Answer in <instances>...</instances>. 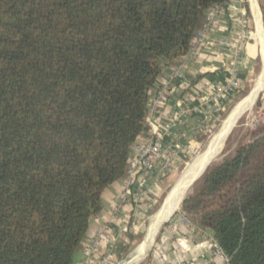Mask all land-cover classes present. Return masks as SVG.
<instances>
[{
	"label": "trees",
	"instance_id": "trees-1",
	"mask_svg": "<svg viewBox=\"0 0 264 264\" xmlns=\"http://www.w3.org/2000/svg\"><path fill=\"white\" fill-rule=\"evenodd\" d=\"M229 1L0 0V264H75L127 173L150 89ZM259 132L181 203L229 264H264Z\"/></svg>",
	"mask_w": 264,
	"mask_h": 264
},
{
	"label": "crops",
	"instance_id": "crops-1",
	"mask_svg": "<svg viewBox=\"0 0 264 264\" xmlns=\"http://www.w3.org/2000/svg\"><path fill=\"white\" fill-rule=\"evenodd\" d=\"M261 1L264 3V0H259L258 12L253 10L251 2L248 7L256 31L253 36L259 41L257 25H263ZM215 8L204 14L201 29L205 28ZM245 10L240 4L222 8L207 30L205 39L198 43L194 38L186 57L164 67L150 89L145 130L132 149L127 173L103 193V210L91 219L87 234L77 250L75 264H121L124 251L131 249L144 228L158 222L161 228L156 241L153 240L149 246L152 235L148 237L147 233L145 246H149V253L137 264H224L215 247L213 232L190 221L185 222L181 211L175 212L176 209L165 221H155L156 216L152 221L147 220L155 212L165 183L171 184L170 180L202 145L200 139L205 129L237 95V91L232 90L219 97L217 87H225L235 65L232 49L222 45V41L235 39L236 30L244 24ZM248 41L243 46L237 66L242 85L251 74L247 66V57L251 56ZM260 54L263 64L262 51ZM179 67H182V76L173 78ZM153 137H160L163 144L171 148L170 157L174 160L168 172L161 171L164 160L146 172L134 169L132 161L136 158V147ZM103 227L107 233L94 245V239ZM136 254L135 251L132 256Z\"/></svg>",
	"mask_w": 264,
	"mask_h": 264
},
{
	"label": "rangeland",
	"instance_id": "rangeland-1",
	"mask_svg": "<svg viewBox=\"0 0 264 264\" xmlns=\"http://www.w3.org/2000/svg\"><path fill=\"white\" fill-rule=\"evenodd\" d=\"M243 1L244 2L241 3L242 4L241 7L242 9L245 10L247 8V5L248 7H250V0H243ZM263 4L264 3L261 1V5H262L261 11L263 12L262 27H263V32H264V6ZM246 16H247V21H246ZM246 16H245L243 25L244 26L246 25L247 28L250 31H252V35L253 33L256 35L252 16H248L247 13H246ZM261 21H262V18H261ZM255 35L253 36L252 39L250 38L251 39L250 41H248V46H250V49H251L250 50L251 56L249 58L247 57V62H248L247 66L249 69H251V72H250L251 74H248V80H246L244 93L240 94V96L238 97L235 95V98H233L232 101L224 108V111H222L221 114L217 116L214 121H212L211 125H208L207 129H205V133L202 134V137L200 139V141H202V145L200 147H197L195 153L192 155L190 160L187 163L183 164V166L178 170V174H176L175 177L172 178V180H170L171 184L165 183L164 188H163L164 193L160 195V200L157 203L155 212L153 213L152 217H150L147 221H152L155 218V216H156L155 221H160L161 218H162L161 220L163 221L165 218H168L174 212L173 211L174 209L171 208V211L169 213L170 215L165 216V217L164 215L162 216L160 213L161 209L165 207V202H167L168 197L171 195L173 191V188L179 185V183L182 181V175H183V172L186 170V167L188 165L193 164L197 156L203 153H207V148L209 144H211V147L213 146V140L215 139L219 131L222 129L223 123L226 120V118L229 116V114H231L232 110L238 103H240L243 99H245L247 96H249L252 93L256 84L258 83L260 78H262L264 70H263V64H262L261 54H260L261 45H260V41L258 40L257 37H255ZM247 69L245 71H247ZM263 125H264V87L259 92V95L257 97V100L255 102L253 109H251L248 112L241 111V113L236 117V121L234 125L232 126L233 129L231 128L232 131L230 130L231 132H229L230 134H228L227 139L221 142L220 147L215 151L216 152L215 156L213 157L214 152H213V155H211L212 161L209 160L210 164L208 165L209 167L207 169H210L213 166L222 163L224 160L229 159L232 156H234L241 146L248 144L254 138V136L258 134L259 130L261 129ZM196 178H198V174L196 175L195 179ZM201 178L202 177L194 181L186 189L185 193L183 194L184 199L195 193V191L199 187V182ZM187 179H186V182L188 181ZM168 187H171V188L168 190ZM180 208H181V203L179 204L175 212L181 211ZM149 227H150V224L144 228V231L142 233L139 234V237L136 240L135 244L132 245L131 249L128 251V254L123 259L124 262H126L131 257V255H133L135 251L138 250L140 245L146 240L147 233H148L147 231L149 230L148 229ZM152 228H154V226H152ZM160 228L161 226L159 227V230L156 233L154 242L156 241ZM148 251H147V254L144 255L145 257L148 255L149 253ZM144 256L141 259H143ZM141 259L140 261H142Z\"/></svg>",
	"mask_w": 264,
	"mask_h": 264
},
{
	"label": "built area",
	"instance_id": "built-area-1",
	"mask_svg": "<svg viewBox=\"0 0 264 264\" xmlns=\"http://www.w3.org/2000/svg\"><path fill=\"white\" fill-rule=\"evenodd\" d=\"M243 0H230L225 6H219L215 8V12L213 16L208 20L205 28L200 29L196 33V39L198 40V43L205 39L206 32L209 29V27L213 24V22L216 19V16L220 14L221 9L225 7H232L233 5H242ZM222 7V8H221ZM252 32L247 28V26L243 25L239 30H236V37L234 40H223L222 45L228 46L232 49V54L235 58V65L233 69H231V78L229 79L228 83L225 85V87L218 86L217 87V95L221 97L225 93H229L232 90L236 92L242 85L240 80V75L238 71V63L241 58V52L243 49V46L246 44L245 42L248 41L251 38ZM182 76V67H179L173 74V78H180ZM170 151L171 148L165 146L163 144V140L160 137H153L147 142L140 144L136 147V158L132 161V164L134 166V169L142 170V171H148L151 169L154 165H156L158 162L164 160L163 166L161 168L162 172H168L171 169L172 161L174 160V157H170ZM183 220L185 222L190 223L187 221L185 217H183ZM106 227H103L98 236L94 239V245H97L100 241L101 236L106 235ZM215 247L220 254L221 257L224 259V264H229V259L225 256L223 251L218 246L217 242L215 241ZM124 261L122 260L121 264H123Z\"/></svg>",
	"mask_w": 264,
	"mask_h": 264
},
{
	"label": "bare ground",
	"instance_id": "bare-ground-1",
	"mask_svg": "<svg viewBox=\"0 0 264 264\" xmlns=\"http://www.w3.org/2000/svg\"><path fill=\"white\" fill-rule=\"evenodd\" d=\"M250 2H251V6H252L253 10L255 12H258L257 0H250ZM257 26H258V35H259L260 42H261V51L263 54V67H264V32H263V27H261L262 25L259 24ZM263 70H264V68H263ZM263 87H264V71H263L262 78H260V80L256 84L254 90L252 91V93L249 96H247L245 99H243L240 103H238L234 107V109L232 110L231 114H229V116L226 118V120L223 123L222 129L219 131V133L216 135L215 139L213 140V146L211 147V150L207 151V153H203V154L197 156L194 163L191 165H188L186 167V170L183 172V175H182V181L179 183V185H177L176 187L173 188V191H172L171 195L168 197V200L165 204V207H163V209L160 212L161 215H164V217L169 216L171 208L174 209L173 211H175L178 208L179 204L181 203V201L183 199V197L181 195V190H183L187 186H189V184L195 179L197 174L199 176L200 174H202L204 172L205 168H207V166L210 164L209 160L212 159L211 155L213 154V152L215 153V151L220 147L221 142L224 141L225 139H227V136H228L232 126L234 125V123L236 121V117L241 113V111L248 112L251 109H253L255 102L257 100V97L259 95V92L261 91V89ZM199 171H201V172H199ZM187 177H188V179H187ZM186 179L188 180L187 182H186ZM160 221H162V220L160 219ZM153 226H154V228L149 227V230H148V237H150L152 235V240L148 243L149 246L151 245L150 243L153 242V240L156 236V233L159 229V222L157 225H153ZM147 242L148 241L146 239L140 245L138 250H136L137 254L134 257L131 255V257L126 262H124L123 264H137L140 261V259L145 254H147V251L149 249V246H145V244H147Z\"/></svg>",
	"mask_w": 264,
	"mask_h": 264
},
{
	"label": "water",
	"instance_id": "water-1",
	"mask_svg": "<svg viewBox=\"0 0 264 264\" xmlns=\"http://www.w3.org/2000/svg\"><path fill=\"white\" fill-rule=\"evenodd\" d=\"M233 129V128H232ZM232 129H231V131H232ZM230 131V132H231ZM230 134V133H229ZM211 150V144H209V146H208V148H207V151H210ZM215 154H216V152L214 153V155H213V157L215 156ZM212 161V160H211ZM209 166H207V168H208ZM207 168H205V170H204V172L202 173V174H200V176H198V178H196V179H194L191 183H193L194 181H196L197 179H199L200 177H202L204 174H205V172L207 171ZM191 183L189 184V186L191 185ZM189 186H187L185 189H183V190H181V195H182V197H183V194L185 193V191H186V189L189 187Z\"/></svg>",
	"mask_w": 264,
	"mask_h": 264
}]
</instances>
